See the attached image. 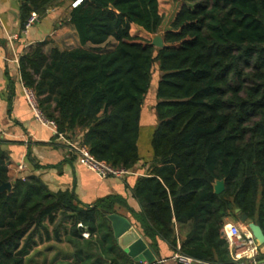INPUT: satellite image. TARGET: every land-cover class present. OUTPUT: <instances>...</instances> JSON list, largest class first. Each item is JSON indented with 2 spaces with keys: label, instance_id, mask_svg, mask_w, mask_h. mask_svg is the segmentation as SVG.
<instances>
[{
  "label": "trees",
  "instance_id": "obj_1",
  "mask_svg": "<svg viewBox=\"0 0 264 264\" xmlns=\"http://www.w3.org/2000/svg\"><path fill=\"white\" fill-rule=\"evenodd\" d=\"M76 1L20 0L22 28L31 13L44 17ZM175 1L185 5L164 32L163 49L130 34L131 25L159 33V0L71 5L67 19L80 47L47 54L49 41L38 43L19 58L21 81L59 133L99 161L133 170L158 67L154 160L132 190L143 208L137 220L157 254L162 241L203 263L235 264L226 219L239 221V208L264 232V0ZM2 146L0 139V186L13 185L0 194V264H27L43 238L68 244L59 264H143L118 245L104 214L115 213L121 198L90 206L35 176L12 181ZM216 181H225L220 195ZM178 226L188 227L183 238Z\"/></svg>",
  "mask_w": 264,
  "mask_h": 264
},
{
  "label": "crops",
  "instance_id": "obj_2",
  "mask_svg": "<svg viewBox=\"0 0 264 264\" xmlns=\"http://www.w3.org/2000/svg\"><path fill=\"white\" fill-rule=\"evenodd\" d=\"M71 5L73 3L66 2L51 8L47 15L40 17L39 22L29 30L27 35H23L20 0H0V139L3 141L2 149L7 154L9 177L14 181L21 177L35 176L40 178L52 192L73 191L82 204L90 206H94L99 200L107 197H119L122 200L116 202L115 213L129 220L140 236L153 248L137 220L143 208L134 198L132 191L138 178L150 173L154 160L151 142L148 156L142 155L141 148L144 147L142 132L149 115L145 106L139 139L141 161L132 170L131 176L124 179H102L86 168L80 156L58 141L49 128L35 119L33 110L24 95L20 67L16 59L19 60L23 54L46 40L49 41L44 49L47 54H50L55 47L63 51L80 47L77 32L67 19ZM184 5L182 2L181 8ZM133 27L146 33L136 25H131V28ZM110 44L116 45V42L111 41ZM154 92H156L155 89ZM150 116L153 120L155 111ZM20 165L24 166L22 171L19 170ZM232 220L226 219V225L231 224ZM187 229V226H178L180 238L186 235ZM37 241V246L25 259L27 264H59L65 261V254L61 253L60 249L69 251L65 241L59 243L53 239L46 241L45 238L37 239ZM43 246H48L47 251L53 250L55 253L52 260L43 254ZM159 249L160 253L157 254L153 248L156 255L165 262L160 263L161 260L157 259L156 263L176 264L170 260L175 252L168 244L159 241ZM33 255L45 258V263L42 258L40 262L36 261ZM257 264H264V247L260 249Z\"/></svg>",
  "mask_w": 264,
  "mask_h": 264
},
{
  "label": "built area",
  "instance_id": "obj_3",
  "mask_svg": "<svg viewBox=\"0 0 264 264\" xmlns=\"http://www.w3.org/2000/svg\"><path fill=\"white\" fill-rule=\"evenodd\" d=\"M81 1L82 0L76 1L73 6H77ZM39 20L40 16L36 12L31 13L24 25L22 34L27 35L29 30L33 28L34 25L39 22ZM15 61L19 63L18 59ZM22 86L24 95L33 110L35 119L44 127L49 128L54 133L58 141L62 142L65 146L78 154L81 158L82 164L91 172L95 173L102 179H124L133 174L132 170L116 168L104 161L97 160L93 155H91L89 149L86 146L74 142L68 139L64 134L59 133L56 123L52 120H49L41 110L34 91L32 89L26 88L23 84ZM23 169L24 166L20 165L19 170L22 171ZM222 233L229 244L231 257L236 262L235 264H257V258L260 254L261 246L247 228L242 230L238 225L229 224L224 226ZM83 237L89 238V234H84ZM170 260L176 264H209L186 257L179 252L175 253ZM164 262L165 261L162 260L160 261V263Z\"/></svg>",
  "mask_w": 264,
  "mask_h": 264
},
{
  "label": "water",
  "instance_id": "obj_4",
  "mask_svg": "<svg viewBox=\"0 0 264 264\" xmlns=\"http://www.w3.org/2000/svg\"><path fill=\"white\" fill-rule=\"evenodd\" d=\"M152 45L157 49H163L165 47L163 35L160 33L155 34ZM12 185V182L2 184L0 186V194L4 192L11 193ZM224 191L225 181H216L214 183V193L220 195ZM235 213L239 216L240 223L251 232L258 244L264 246V232L261 226L256 224L253 219H250L247 214L242 213L241 209L237 208ZM104 214L111 226L117 243L129 258L135 262L144 264H155L157 259H160L153 248L146 243L142 236H140L137 230L132 226L129 220L117 213L109 214L104 211Z\"/></svg>",
  "mask_w": 264,
  "mask_h": 264
},
{
  "label": "rangeland",
  "instance_id": "obj_5",
  "mask_svg": "<svg viewBox=\"0 0 264 264\" xmlns=\"http://www.w3.org/2000/svg\"><path fill=\"white\" fill-rule=\"evenodd\" d=\"M181 6H182V3L177 2L175 0H159L160 14L163 15L164 17V23L159 32L161 35H163L166 30L170 29L172 22L175 20L176 14L181 9ZM130 34L133 37L141 38V39L148 40V41H152L155 36V35L144 33L143 31H140L139 29L135 27L131 28ZM113 45L114 44H110L108 48H111ZM158 80H159V71H158V67H156L155 72H154L153 81H152L151 91L145 103V109H147V113H149V115L147 116V123L145 124V127L142 132V136H143L142 143L144 144V147L141 149H142V155L144 157H147L149 154V143L152 141V136H153V131H154L153 129L157 126L156 118L153 117V120H152L150 115L151 114L153 115V112H154V104L156 103L154 89L156 90ZM230 223L238 225L242 230L245 229V226L242 225L240 221L232 220ZM47 247L43 246L42 248L43 254L46 256V258L48 257V258H51L50 260H52V258H54L55 253H53V250L47 251L48 250ZM261 247H264V246H261ZM60 249H61V253L63 254L67 253V249L66 250L62 248ZM33 258H35V260L38 262H40V259L42 258L43 262L45 263L44 261L45 258L43 257L40 258V257H35V255H33Z\"/></svg>",
  "mask_w": 264,
  "mask_h": 264
}]
</instances>
